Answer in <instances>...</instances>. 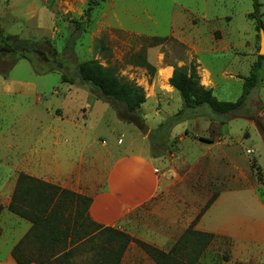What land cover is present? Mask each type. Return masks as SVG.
<instances>
[{
	"label": "rangeland",
	"instance_id": "374dc122",
	"mask_svg": "<svg viewBox=\"0 0 264 264\" xmlns=\"http://www.w3.org/2000/svg\"><path fill=\"white\" fill-rule=\"evenodd\" d=\"M13 1L0 0L2 34L47 40L59 63L52 66L55 70L36 73L29 61L19 59L6 75L0 73V172L8 152L4 125L17 122L24 128L27 134L23 143L27 148L36 130L60 127L58 183L70 190L95 193L106 164L125 151L143 150L162 160L172 158L179 174L191 167V181L178 183L176 190L186 191L191 183L187 188L201 197L203 182L217 173L223 177L225 162H215L212 172L206 162L196 159L207 145L187 144L198 133L216 141L221 138L220 143L229 145L227 153L236 164L232 186L242 188L237 190L238 200L254 201L257 195L264 203V61L258 85L246 86L258 56L259 29H264V0H258L257 13L254 0H33V15L37 18L27 13L29 0H19L11 7ZM77 24H82L83 29L76 30ZM71 41L73 46L66 47ZM90 59L112 67L115 74L142 87L146 100L134 112L136 124L121 120L109 103L96 100L83 87L61 80L63 72L71 74L77 62ZM142 60L152 65L154 72L142 65ZM190 64H196L200 83L204 79L203 67L210 68L217 100L236 101L244 95V109L225 120L206 105L183 109V101L170 86L169 78L173 65ZM7 65V61L0 60V70ZM2 75L36 85L37 94L28 90V98L17 100L15 116L6 110L12 100L3 91ZM35 97L41 100L35 102ZM49 110L61 121L49 116ZM184 130L188 136L181 142ZM68 135L71 139L64 143ZM193 139L196 141V137ZM218 150L211 153L222 157ZM186 159L190 165L185 164ZM204 187L213 190L207 183ZM158 200L145 208L162 206L163 199ZM18 225L12 215L0 219V253L5 251L3 242L9 238L11 228ZM227 252L228 247L221 249V260L228 256ZM0 264L14 263L0 260Z\"/></svg>",
	"mask_w": 264,
	"mask_h": 264
},
{
	"label": "crops",
	"instance_id": "0c3cea01",
	"mask_svg": "<svg viewBox=\"0 0 264 264\" xmlns=\"http://www.w3.org/2000/svg\"><path fill=\"white\" fill-rule=\"evenodd\" d=\"M32 1H28L27 13L37 18L33 15L36 10ZM17 2L19 0H14L10 6ZM203 68L202 74L206 71L208 77L207 82L203 79L201 83L207 88H212L210 68ZM2 78L3 91L12 100L9 108L6 109L7 112L14 113L17 109V100L28 98V90H33L34 94H37L34 83L17 82L3 75ZM63 99L67 103V100ZM40 100L39 97L34 98L35 102ZM51 111H48L49 116L61 121L58 116H52ZM16 123L4 125L3 138L8 152L4 154L2 172H0V205L2 206L0 219L3 215H12L19 222L17 228H11V231H8L9 238H6L7 243L3 242L5 251L0 253V260L13 261L14 264L16 262L11 255V249L31 226L29 221L7 210L18 175L23 173L67 188L58 183L61 166L58 155L61 128L36 130L32 145L27 148L23 143L27 131H23L25 129ZM67 129V132H70V129ZM209 131L213 133V130ZM19 135L20 139H18ZM187 136L188 132L184 130L183 136L180 137L181 142ZM68 137L69 135L63 138L64 143L70 141L71 138ZM220 139L216 141L212 137H203L197 133L192 135L191 142L187 144L207 145L205 151L196 159L206 162L212 172L215 162H220L222 159L225 162L222 170L223 177L217 173L212 175L209 181H204L201 197L197 195V192L194 193L187 188L191 183L187 184L186 191L176 190L178 183L183 184L185 179L191 181V167L187 168L183 174H179L173 166L172 158L162 160L161 157L143 150L125 151L118 154L111 163L106 164L105 172L97 181L98 190L95 193L83 195L91 198L88 214L92 220L102 227H113L132 237L121 258V264H156L134 239L167 252L187 229L213 235L212 240L197 258L199 264H264V203L257 195L254 201L238 200L237 190L242 188L237 189L232 186V183L236 181L235 159L227 153L229 145L220 143ZM55 147L57 150H54ZM197 147L201 146L197 145ZM215 149L221 150L218 151L222 157L219 153H211ZM159 161L161 165L158 164ZM185 164L191 163L189 164L186 159ZM94 175L98 176L97 173ZM205 183L213 187V190H207L204 187ZM71 190L75 192L74 189ZM214 194L215 197L207 206ZM155 199H159L158 201L163 199L162 206L154 205L150 210L146 209L145 206ZM195 200L198 201L195 202ZM1 232L3 231L0 229V239ZM223 247H228L227 260L220 259Z\"/></svg>",
	"mask_w": 264,
	"mask_h": 264
},
{
	"label": "trees",
	"instance_id": "16d2710c",
	"mask_svg": "<svg viewBox=\"0 0 264 264\" xmlns=\"http://www.w3.org/2000/svg\"><path fill=\"white\" fill-rule=\"evenodd\" d=\"M257 6L258 0H254L255 13ZM75 29H83L82 24H77ZM72 46V41L66 44V47ZM56 55L47 40L3 35L0 28V60L8 64L0 73L6 75L19 59L29 61L36 73H47L55 70L52 66L59 63ZM263 61L264 56L258 55L246 79L247 87L258 85ZM141 63L154 72V67L145 60ZM172 67L169 84L179 93L183 109L206 105L222 120L244 109V95L236 101L217 100L212 88L200 83L195 64ZM61 80L77 84L96 100L109 103L121 120L130 123L136 124L134 112L146 100L141 86L124 80L112 67L104 66L96 59L77 62L71 74H61ZM183 109L176 114L182 113ZM214 197L215 194L207 206ZM90 202L91 198L83 194L20 173L7 210L29 221L31 226L11 249L16 264H121L132 237L92 220L88 214ZM212 238L211 234L187 229L167 252L140 240L134 241L156 264H199L197 258ZM78 257L82 258L78 261ZM227 259L228 256H223V260Z\"/></svg>",
	"mask_w": 264,
	"mask_h": 264
},
{
	"label": "water",
	"instance_id": "95a60500",
	"mask_svg": "<svg viewBox=\"0 0 264 264\" xmlns=\"http://www.w3.org/2000/svg\"><path fill=\"white\" fill-rule=\"evenodd\" d=\"M259 38H260V40H259L258 55H264V30H263V28L259 29ZM146 130H147V127H145L142 132L145 133Z\"/></svg>",
	"mask_w": 264,
	"mask_h": 264
},
{
	"label": "bare ground",
	"instance_id": "6f19581e",
	"mask_svg": "<svg viewBox=\"0 0 264 264\" xmlns=\"http://www.w3.org/2000/svg\"><path fill=\"white\" fill-rule=\"evenodd\" d=\"M170 73H168V77H169ZM203 76H204V81L207 82V77H208V74L206 72L203 73ZM167 78V77H166Z\"/></svg>",
	"mask_w": 264,
	"mask_h": 264
},
{
	"label": "built area",
	"instance_id": "2783aa9c",
	"mask_svg": "<svg viewBox=\"0 0 264 264\" xmlns=\"http://www.w3.org/2000/svg\"><path fill=\"white\" fill-rule=\"evenodd\" d=\"M155 171H157V170L155 169Z\"/></svg>",
	"mask_w": 264,
	"mask_h": 264
}]
</instances>
